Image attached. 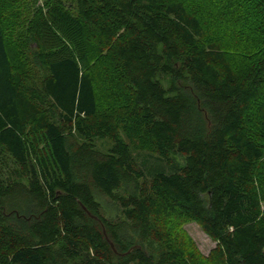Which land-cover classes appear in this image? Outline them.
I'll use <instances>...</instances> for the list:
<instances>
[{
    "label": "trees",
    "instance_id": "1",
    "mask_svg": "<svg viewBox=\"0 0 264 264\" xmlns=\"http://www.w3.org/2000/svg\"><path fill=\"white\" fill-rule=\"evenodd\" d=\"M204 1L44 0L16 40L0 13V264H189L181 220L264 264V0Z\"/></svg>",
    "mask_w": 264,
    "mask_h": 264
},
{
    "label": "rangeland",
    "instance_id": "2",
    "mask_svg": "<svg viewBox=\"0 0 264 264\" xmlns=\"http://www.w3.org/2000/svg\"><path fill=\"white\" fill-rule=\"evenodd\" d=\"M229 0L222 1L224 5ZM205 3V5H204ZM209 0H205L199 6L197 3L189 4V7L196 13L205 14ZM44 0H0V13L1 16L7 20L8 30L10 34H16L15 40L18 38L20 33L25 34L29 22L35 15L36 9L42 7ZM220 6V5H218ZM220 9V8H219ZM219 9L213 11L212 14L219 12ZM220 13V12H219ZM234 63L237 64L235 57H233ZM118 115L123 118L128 116V112L125 108H120ZM107 117L103 112L99 114L98 118ZM116 122L113 126L112 133L119 139V141L126 144L132 150L134 156L139 160L143 161L146 157H150L148 154L152 149L151 143L147 137L143 134V131L135 125H130L126 122L125 126L122 124L124 119ZM111 119V118H110ZM261 119V110L257 109L256 104L246 115V124L249 126H256ZM96 120V118H95ZM93 118L88 120L89 122L95 121ZM112 120V119H111ZM254 128V127H253ZM31 132V131H30ZM252 134V131H250ZM29 136L35 142V145L39 148L41 155H46L47 145L45 139L38 134L29 133ZM104 140V141H102ZM98 141V148L106 150L113 141L109 138H104ZM149 150V151H145ZM154 157L148 158V162H153ZM176 225L173 223L166 224L167 233L171 235L174 228H177L184 241L183 257L188 261L189 264H223L220 256L218 255L217 240L208 234L203 227L196 221L192 220H181L176 221ZM172 237V236H171ZM174 240V237L171 238Z\"/></svg>",
    "mask_w": 264,
    "mask_h": 264
}]
</instances>
